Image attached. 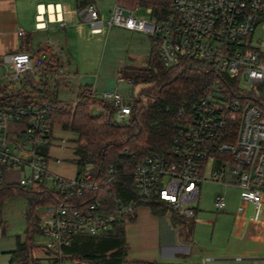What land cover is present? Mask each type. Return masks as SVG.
I'll use <instances>...</instances> for the list:
<instances>
[{"label":"built area","instance_id":"obj_1","mask_svg":"<svg viewBox=\"0 0 264 264\" xmlns=\"http://www.w3.org/2000/svg\"><path fill=\"white\" fill-rule=\"evenodd\" d=\"M76 1L74 9L69 3L43 7L38 29L47 28L52 20L65 27L78 15L90 23L92 34L104 33L106 28L144 33L166 67L186 62L211 78L168 153L151 152L131 171L138 196L159 199L190 219L195 216L204 181L226 186L230 184L227 178L235 177L241 198L261 207L264 113L256 99L264 95V0H173L174 12L161 22L152 16L151 8H147L151 19L146 21L135 16L139 7L130 9L118 2L105 20L94 3ZM1 60L11 63L6 67L13 84L23 85L26 74L34 73L29 52H14ZM92 94L111 105L118 122L130 120L132 103L122 93L104 91L98 95L93 88ZM49 108L47 102L0 107V194L8 187V170L25 173L18 185L9 187L31 192L44 187L59 193L57 203L45 206L49 215H38L37 264H94L68 252L74 239L106 235L117 221L125 225L135 218L141 206L133 200L126 204L113 193L111 186L121 174L114 163L108 164L104 180L95 179L89 168L74 179L50 170L53 129ZM85 194L93 198L86 203L73 200ZM105 194L111 200H105ZM214 206L217 211L226 210L222 193L216 196Z\"/></svg>","mask_w":264,"mask_h":264},{"label":"trees","instance_id":"obj_2","mask_svg":"<svg viewBox=\"0 0 264 264\" xmlns=\"http://www.w3.org/2000/svg\"><path fill=\"white\" fill-rule=\"evenodd\" d=\"M117 2L130 9L137 5L151 8L152 16L160 22L167 20L174 12L173 0ZM130 80L134 84L147 87L140 90V98L132 104L133 113L128 122H118L114 118L111 105L92 94V86L80 85L76 104L64 102L59 99L57 92H51L47 86L43 88V84L36 81L34 73H27L23 85L16 90L12 89V82L10 86L0 84V107L7 105L11 97L19 98L17 103H49L48 121L51 129L55 123H60L65 129H70L78 135L74 147L78 176L89 168L95 179L104 180L108 176V164L114 163L121 174L114 180L111 189L124 203L133 200L138 206L148 207L157 216L170 213L174 222L190 228V221L179 216L167 203L156 198L145 199L138 196L131 171L138 161L151 152L168 153L180 127L189 122V115L211 78L206 71L186 62L175 67H166L152 45L146 69ZM28 88L37 96H29ZM256 100V104L264 113V95ZM97 103L103 105L105 112L93 115L90 110ZM13 188L6 187L7 193L11 194ZM16 188H20L21 193L29 199L30 206L27 211L26 238L17 237V248L10 252L9 264H37L34 249L38 245L36 238L40 235V217L36 209L57 203L61 195L44 187L36 192ZM92 198V194H85L73 200L86 203ZM104 199L109 201L111 197L105 194ZM134 219L131 218V221ZM68 252L73 257L94 264H182L128 261L125 225L118 221L106 235L76 237Z\"/></svg>","mask_w":264,"mask_h":264},{"label":"crops","instance_id":"obj_3","mask_svg":"<svg viewBox=\"0 0 264 264\" xmlns=\"http://www.w3.org/2000/svg\"><path fill=\"white\" fill-rule=\"evenodd\" d=\"M19 2L0 0V60L20 50L30 53L43 45L59 48V73H79L90 63L91 53L85 47L80 51L74 38L76 35L77 40H81L86 32L91 33V25L85 18L75 15L65 27L52 20L47 28L38 29V16L43 7L55 5L40 2L35 27L46 33L37 36L34 41L27 39L28 29L20 15ZM57 28L69 30L68 35L71 33L72 37L54 38L49 32ZM20 31H24V34L20 35ZM87 41L90 40L85 41V46ZM227 180L230 184L226 186L213 181L201 184L195 216L188 219L190 228L174 222L170 213L157 216L148 207H139L135 219L125 223L127 260L182 264H264V197L262 206L257 208L241 198L240 189L234 183L235 177H228ZM205 183L214 184L216 190L212 201L202 205ZM220 193L227 201L224 211H217L214 206L215 198ZM165 225L168 232H165ZM206 259H210V262L206 263Z\"/></svg>","mask_w":264,"mask_h":264},{"label":"rangeland","instance_id":"obj_4","mask_svg":"<svg viewBox=\"0 0 264 264\" xmlns=\"http://www.w3.org/2000/svg\"><path fill=\"white\" fill-rule=\"evenodd\" d=\"M88 1L96 5L105 20L109 19L110 11L117 3V0ZM40 2L45 4L53 3L55 5L58 3H70L71 6L77 7L76 0H20L19 11L28 29L27 39L32 38L34 41L37 36L46 33L35 27V16L38 13V4ZM137 7L138 5L134 9ZM134 14L136 17L146 21L151 19V14L146 7H139ZM106 29L104 33L98 34L86 32L84 39L81 40H77L75 35L74 38L79 50L81 51L85 47L91 53L89 54L90 63L81 68L79 73L58 72L61 67V59L58 58L59 48H47L42 45L38 49H33L30 53L33 58L36 81L41 82L43 88L47 86L51 92H57L59 99L64 102H74L76 104L80 85H89L97 91L98 95H101L104 91H119L133 104L140 98V90L143 87H147V85L134 84L130 79L137 74L143 73L146 69L152 49V41L144 33L128 32L121 28ZM68 31L63 28H57L49 33L54 38L64 39L70 36L71 33L68 35ZM86 40L90 41H87L85 46ZM10 64V62L5 63L0 60L1 85L10 86V78L7 75V67L10 68ZM21 86L20 83H14L11 87L16 90ZM28 90L30 91L28 93L29 96H37L36 93L31 92V88H28ZM1 100L2 96H0ZM18 100L19 98L11 97V100L7 101V103L14 104ZM90 111L93 115H98L105 112V108L102 104L97 103L91 107ZM77 138V133L70 129H65L60 123L54 124L49 159V168L54 174L66 179L77 177L78 166L74 161L76 158L74 147ZM56 159H60L61 162L57 163ZM24 174L22 170L6 171V184L8 187L12 184L18 185ZM16 187L14 186L11 194L7 193L6 188L0 194V264H9L11 259L10 252L17 248V237L26 238L25 231L28 226L27 211L30 203L29 199L21 193L20 188ZM215 190L216 186L214 184H204L201 195L202 205L206 201L208 203L212 201ZM142 207L144 206L140 208ZM36 210L38 215L42 217L49 215L45 206H40ZM168 231V226L165 225V232ZM36 240L39 241L40 237H37ZM39 253L38 249H34L36 257Z\"/></svg>","mask_w":264,"mask_h":264}]
</instances>
